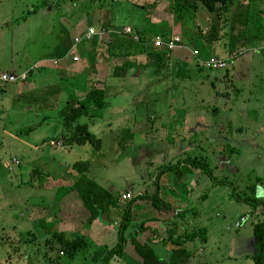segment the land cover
I'll use <instances>...</instances> for the list:
<instances>
[{"label":"rangeland","instance_id":"obj_1","mask_svg":"<svg viewBox=\"0 0 264 264\" xmlns=\"http://www.w3.org/2000/svg\"><path fill=\"white\" fill-rule=\"evenodd\" d=\"M2 1L0 70L17 69V65L22 66L30 58L48 56L54 38L64 28L73 31V24L88 26L95 8L109 17L117 15L119 24L138 28L148 37L160 30L174 33L182 46L176 51L191 53L197 49L198 53L202 51L203 55L196 53L203 61L218 51L198 36V33L206 34L209 16L200 10L192 19L183 9L182 0ZM230 2L232 13L219 30L220 44L230 41L238 28L239 18L235 13L240 0ZM172 7H179L176 14ZM247 7L248 21H258L264 37V0H249ZM256 8L260 9L259 13ZM233 48L222 69L196 67L188 57L185 71L177 74L175 66L164 70V91L154 92L159 93L157 101L149 100L145 105L146 117L153 118L144 120L148 135H129L130 131L125 130L127 121L109 115L95 121L102 123V130L90 122L88 132L99 140L97 150L88 143H70L56 113L20 112L17 106H10L3 88L0 92V264H100L103 254L116 242L120 214L127 203L119 201V195L125 191L132 198L141 196L146 201L131 205L139 214H135L123 234V255L113 257L107 264H138L139 258L128 242L129 231H134L151 215L155 217L146 198L155 188L160 199L166 200L161 201L177 212L155 217L158 223L151 219L148 227L155 233L152 239L162 242L163 249L171 248V240H176L188 251V259L179 264H252L249 256L252 225L264 215L261 206H249L242 199L264 197V45L254 43L253 47L247 44ZM219 51L222 53L223 49L219 47ZM45 74L44 70H33L30 83L34 88L41 90L50 82ZM53 80L59 79L53 76ZM57 84H64L63 88L66 82L62 79ZM61 93L60 90L62 98ZM150 124L152 129L148 128ZM50 140L62 145L50 146ZM66 141L70 145H64ZM136 145H141V152L144 147L146 153L132 164L131 157L137 151L132 147ZM191 158L205 163L210 174L194 167L179 179L173 177L174 170L157 176L158 167ZM85 160L89 163L85 175L115 198V203L88 225L78 210L74 191L67 199H55L57 188L65 185L69 173L74 172L73 163ZM72 180L74 177L68 183ZM184 183L190 188L187 191ZM169 185L176 198L166 197L165 189ZM69 205L70 209L66 210ZM239 217L244 221L234 228L232 224ZM40 219L43 225L39 224ZM54 232L63 233L64 238H71V233L77 232L86 237V244L78 248L76 256L69 258L55 244L52 250L46 249L50 243L45 246V239L52 240ZM139 235L142 237L144 233ZM154 250L163 259L160 248Z\"/></svg>","mask_w":264,"mask_h":264},{"label":"crops","instance_id":"obj_2","mask_svg":"<svg viewBox=\"0 0 264 264\" xmlns=\"http://www.w3.org/2000/svg\"><path fill=\"white\" fill-rule=\"evenodd\" d=\"M90 1L94 2L93 0ZM1 2L3 1L0 0V3ZM247 6H249V0H240V2H237V10L235 13L237 17H235L239 18V20L236 34H233V38L230 41L227 40L226 42H221V44L219 43V40L213 42L211 48L215 50L218 49V51L217 53L215 52L216 54L212 53L210 57L215 56V58H224L227 61L228 56H230V54L233 52V47H243V45L247 44L248 47H253L254 43L263 44L264 37H261V33L259 34L260 31L258 29V26L261 27V25L258 23V21L253 23L248 21V16L246 15V11L248 9ZM232 7L233 5L229 7V14L232 13ZM161 8L163 9V6ZM29 10L35 12L34 8H30ZM99 10L100 9L95 8L94 12H92L91 22L90 24H88V26H83L80 23L78 25L73 24V31L71 30L70 32H68L66 28H64L62 30L61 35H58L54 38L53 41L55 43L52 44V46L50 47L48 56H46L47 54H44L42 56H37L32 59L30 58L22 66L17 65V69L9 68L6 70H0V72H8L13 74L23 73L25 75V78L22 81H17L13 83L10 82L9 84L11 85L7 84L9 85V87L0 81V84L3 83L1 84L2 86H0V92H2L4 88L8 93V95L6 96L7 103L10 104V106H14V108L17 106V109L20 112H35L37 110L51 112V114L56 113L58 116V120H60V113L68 104V95L73 94L74 96L79 97L83 95L84 92L87 91L90 87L96 88L102 91V106L101 108H99V110L97 109L95 111H89L88 115L80 116L77 119V122L79 124H86L87 130H89L90 125H96V129L102 130L104 129L102 123H100L101 125H99L98 123H95V121L97 122L98 119H100L101 117L109 115L110 117H117L118 120H126L128 123L126 128L128 127V129L125 130L130 131L129 135H148V133L145 132V128L147 127H145L146 122H144V120L153 118L152 116H148L149 118L146 117V113H148V110L146 111L145 105L149 103V100L153 103L156 102V99H158L159 96L157 94H159L164 89V70L170 69L174 65L176 67V64L183 65L185 69L188 68L186 62L189 58L186 57V55L190 54V52L188 51V53H186V51L181 52L175 50L168 57L167 64L163 65L162 67H158L157 60L153 55L149 56V58L146 57V55L144 54H132L128 56L118 55V50H116L111 43L113 41V38L116 39V34H122L120 31L125 26L130 27L132 32L136 34L142 31H137L139 30L138 28H133L128 24H119L116 20L117 15L113 16L112 14L109 17L103 14V12L102 14H100L101 11ZM259 10L260 9L256 8V11ZM152 17L154 22L157 23L158 20L154 19L153 15ZM159 23L164 24V22ZM65 24L69 25V22L65 20ZM79 25L81 26L79 27ZM101 26L103 28L111 30L112 32H108L107 34L103 35H94L89 41L80 42L74 50L70 51V47L73 44V39L75 37L81 36L87 27H93L94 29H97ZM239 32L241 33L238 35ZM171 34L174 33L168 32L169 36ZM155 35L159 34H153V36ZM108 38L111 39V42L109 43V48L106 42ZM151 38L152 37L147 36V45H151L149 47H152ZM231 44L233 45L231 46ZM219 47L223 49L222 53H220ZM198 54L203 55L202 51ZM198 54L195 55V57L190 54L189 57L194 62V66L203 67L201 64V61L203 60H201ZM72 55L77 56L78 60L73 62L71 60ZM17 64L21 65L20 63ZM204 68L205 67H203V69ZM34 69L44 70V72L46 73L44 75L45 78L51 79L49 83H45L43 89L41 90L34 88V86L30 83L32 82L35 75L34 73L32 78V72ZM53 76L57 77L59 80L63 79L66 82L65 86L63 88L62 86L64 84H62V86H59L57 84V81L59 80L54 81ZM35 80L37 81V77L34 79V82ZM60 90L62 92V98L59 94ZM158 91L159 93H154ZM140 94H142V96L140 99H138ZM73 106H77V104L75 103L73 104ZM142 111H144V114ZM80 119H83L84 121L81 122ZM90 122H92L93 124L89 125ZM148 128L152 129L153 125H148ZM69 174L70 177H67L66 179L67 183H65V185H62L59 188L68 187L72 184L68 183V179L71 180V178L73 179L74 176L71 173ZM46 177L48 178V176ZM74 180H72V182ZM170 186L171 185L167 187L168 190L165 189V195L168 198L170 196L176 198L175 194H173L172 192L173 190H170ZM185 186L183 187L184 190L187 191V189H190L187 184H185ZM59 188H57L56 191H58ZM69 193L70 192L64 194L61 198L66 197L67 199V195H69ZM162 200L166 201L165 199ZM76 202L77 206H80L78 198H76ZM137 204L139 205L140 202L137 201ZM56 205L59 206V204ZM64 208L65 206H62V209ZM69 209L70 205L66 207V210ZM78 210L79 212H81L80 207L78 208ZM130 211L132 217L133 212H135V210L131 209ZM152 211L155 212L153 209ZM176 212L177 209L174 210L173 214H176ZM134 217L136 216L134 215L132 218ZM155 217L160 216L155 215ZM155 217L154 215H151V218L149 220L142 222V226L146 228L143 233L151 242L152 247L160 248L162 252L160 251L159 254L163 257V259L160 257L161 260L167 261L168 249H163L164 247L162 245V242L155 241L152 239L155 233L151 232L152 229L148 227V224H150L149 221L153 218L155 222H159L155 220ZM144 219L145 218H142L141 220ZM41 220L42 219L38 220L39 224L41 223ZM187 259L188 258H186V260Z\"/></svg>","mask_w":264,"mask_h":264},{"label":"trees","instance_id":"obj_3","mask_svg":"<svg viewBox=\"0 0 264 264\" xmlns=\"http://www.w3.org/2000/svg\"><path fill=\"white\" fill-rule=\"evenodd\" d=\"M185 4V9L190 17L193 19L196 11L203 10L208 16L209 19L207 21L208 28L206 30V34H199L198 36L202 42L205 44L212 46L213 42L218 40L219 30L223 26V21H229V7L231 0H182ZM178 6V4L176 5ZM180 7V6H179ZM179 7H172V11L177 13ZM248 8V7H247ZM260 11H256L259 13ZM178 17V15H176ZM179 19V17H178ZM262 27V26H261ZM259 32V31H258ZM155 34H159L162 37L168 36V31L160 30L155 32ZM260 34V32H259ZM137 40H133L130 35L116 34V39L108 38L106 41L109 48V43H112V46L115 47L118 55H132V54H144L146 57L153 55L157 60L158 67H162L167 64V55L166 50L163 47L155 48L149 47L147 45V36L143 32H139ZM111 47V44H110ZM175 50H181L180 48H175ZM171 52V53H172ZM185 52V51H183ZM187 53V52H186ZM189 57V54L186 55ZM175 66V65H174ZM177 74L180 71H185L183 65L176 64ZM77 104V106H73V104ZM102 106V91L96 88H89L84 92L83 95L76 97L73 94L68 95V104L60 113L62 128L64 130V135H68L69 142L75 145L88 143L93 147V150L98 149L99 140L94 137V135L90 134L87 130L86 124H79L77 119L82 115H88L89 111L99 110ZM90 115V114H89ZM71 134V137L70 135ZM64 142V141H63ZM164 144V142H163ZM64 145L68 144V141ZM137 149L133 157H131V163H136L138 159L140 160L142 156L145 155L144 147L141 152V145L133 146L132 149ZM140 152V153H139ZM132 155V153H131ZM88 161H76L72 165V170L74 171L72 175L75 177V180L68 187L59 188L55 199L59 200L64 194L75 191L77 198L80 202V210L81 214L85 216V225L90 224L98 220L101 216L102 212L105 208L112 206L115 203V198L113 195L107 191L105 188L95 183L93 180H90L85 172L88 168ZM199 168L206 175H209V170L207 169L205 163H200L195 158L191 159H180L174 164L163 165L162 167H158V174H163L165 172H169L174 170V178L179 179L180 176L186 175L190 172L191 168ZM156 176V177H157ZM156 179V178H155ZM156 185V184H155ZM149 199L151 208L156 212V215L165 216L172 213L175 208H172L171 205L165 204L161 201L158 191L155 188L154 193L146 197ZM238 199V196H236ZM146 201L143 197H134L130 198L122 213L120 214V223L117 228V239L114 245L108 249L102 256L100 264H107L110 259L113 257H121L123 255V249L125 244L124 232L125 229L131 224V218L135 214H139L138 210L133 212V216L131 217V209H135L137 201L143 202ZM244 202L248 203L249 206H261V212L264 215V197L260 200L245 198L242 199ZM134 203V204H133ZM139 208V207H137ZM44 224L43 221L40 223ZM145 227L142 226V223L138 224L134 231L130 230L129 236V244L132 246L134 253L139 258L138 264H179L181 261L188 258V251L180 245L176 240H171V244L173 245L168 249V257L167 261L161 260V258L156 254L154 248L151 246V242L147 239L145 235L142 237L139 235L143 234L145 231ZM147 234V233H146ZM53 239L49 240L45 239L46 249L52 250L54 248V244L59 246V250L65 253L69 258H73L76 256L78 248L85 246L86 237L83 235L77 234V232L71 233V238H64L63 233L54 232L52 233ZM139 235V236H138ZM56 242V243H55ZM249 256L252 260V264H264V218L255 222L252 225V248ZM134 260V259H133Z\"/></svg>","mask_w":264,"mask_h":264},{"label":"built area","instance_id":"obj_4","mask_svg":"<svg viewBox=\"0 0 264 264\" xmlns=\"http://www.w3.org/2000/svg\"><path fill=\"white\" fill-rule=\"evenodd\" d=\"M108 32H112L111 30H108L103 27H99L97 29H94L93 27H87L86 30L83 32V34L79 37H75L73 39V44L70 47V51L74 50V47L77 46L80 42H86L89 41L94 35H103L107 34ZM124 35H130L133 40H137L138 35L134 32H132L130 27H123L120 31ZM181 40L177 35L171 34L167 37H162L161 35H155L151 38V44L155 48L163 47L166 50L167 57L170 56L171 52L175 48L182 47L180 44ZM264 45V42L263 44ZM197 51V50H196ZM196 51H192L190 54L195 57L197 55ZM71 60L73 62L77 61L78 58L75 55L71 56ZM201 64L203 67L210 69V70H216V69H222L226 66V60L222 58H215L210 57L206 61H201ZM25 78V75L23 73L20 74H13L8 72H0V81L1 82H17L22 81ZM48 144L50 146H60L62 145L61 142H54L53 140L48 141ZM13 161H16L15 159H12ZM14 163V162H13ZM17 163V161H16ZM14 163V164H16ZM131 198V194L129 191L122 192L119 195V201H128ZM244 221L243 217H239L238 220H236L232 226L234 228L239 227Z\"/></svg>","mask_w":264,"mask_h":264}]
</instances>
